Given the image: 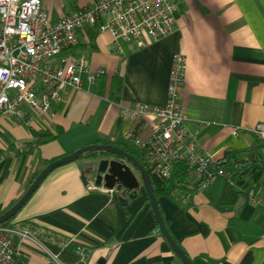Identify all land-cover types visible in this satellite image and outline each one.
Instances as JSON below:
<instances>
[{"label": "crops", "instance_id": "0c3cea01", "mask_svg": "<svg viewBox=\"0 0 264 264\" xmlns=\"http://www.w3.org/2000/svg\"><path fill=\"white\" fill-rule=\"evenodd\" d=\"M92 3L40 0L51 21ZM174 23L171 33L141 44L78 30L77 44L63 53L103 73L92 83L80 74L79 89L60 91L51 118L0 114V214L34 172L82 146L114 144L142 157L125 138L136 124L127 112L165 102L171 55L179 52L183 129L212 161L228 154L249 160V170L201 189L176 162L167 185L178 184L183 197L158 196L159 213L193 264H264V137L255 130L264 127V0H181ZM81 161L52 169L5 226L27 229L63 264H183L158 231L142 185L123 198L83 185ZM14 245L17 264H50L33 242L14 238Z\"/></svg>", "mask_w": 264, "mask_h": 264}, {"label": "built area", "instance_id": "2783aa9c", "mask_svg": "<svg viewBox=\"0 0 264 264\" xmlns=\"http://www.w3.org/2000/svg\"><path fill=\"white\" fill-rule=\"evenodd\" d=\"M181 0H93L51 21L40 6V0H0V114L27 120V110L37 116H53L51 103L58 101L60 91L79 89L80 74L89 83L103 73L91 71L84 58H73L63 52L77 44L76 32L94 28L108 32L113 39L142 37L157 41L174 29V13ZM141 44V43H140ZM184 82V58L171 55L165 102L160 106L137 104L127 114L133 120L143 119L149 128L132 139L151 175L168 180L176 162H183L197 187L206 188L216 177L229 180V170L217 166L201 150L196 140L182 127L184 115L180 95ZM264 137V127L256 126ZM178 185V184H177ZM177 185L169 193L183 197ZM14 238L33 242L47 250L27 229L0 225V264H17ZM79 258H86L77 249ZM50 264H63L48 253Z\"/></svg>", "mask_w": 264, "mask_h": 264}, {"label": "water", "instance_id": "95a60500", "mask_svg": "<svg viewBox=\"0 0 264 264\" xmlns=\"http://www.w3.org/2000/svg\"><path fill=\"white\" fill-rule=\"evenodd\" d=\"M87 153H93V155L84 157ZM75 160H82L78 164V168L80 170V181L83 185L91 181L94 187L101 186L106 191H113L122 198L135 196L139 186L142 185L157 229L165 242L183 264H193L174 242L162 220L146 169L134 155L114 144H88L46 164L29 183L17 201L0 214V224L9 220L20 209L52 169ZM103 262L104 259L99 258L95 264H103Z\"/></svg>", "mask_w": 264, "mask_h": 264}, {"label": "trees", "instance_id": "16d2710c", "mask_svg": "<svg viewBox=\"0 0 264 264\" xmlns=\"http://www.w3.org/2000/svg\"><path fill=\"white\" fill-rule=\"evenodd\" d=\"M89 30H93L95 32L94 28H87ZM118 86L116 85L115 88ZM136 124L134 126V129H132L130 133V138H135L141 136L147 128V123L143 119H137L135 120ZM107 144V143H106ZM120 147V146H119ZM122 149L125 151L131 153L134 155L139 162L143 165V167L146 169L149 177H150V182L151 186L153 189V193L155 198H157L160 195H167L169 194L170 191V186L167 185V180H161L153 175H151L147 169V166L143 160V157L139 156L137 157V154L134 152L128 150L126 147L121 146ZM93 153H87L84 155L86 156H92ZM217 166H220L224 170H229V180L233 181L238 178H243L248 175V170H249V160H239L237 158H232L228 154H226L221 160L215 162ZM46 165V164H45ZM40 171V170H39ZM39 171L34 172L27 180V185L33 180V178L37 175ZM8 220L6 222L1 223L0 225H5L7 224Z\"/></svg>", "mask_w": 264, "mask_h": 264}, {"label": "rangeland", "instance_id": "374dc122", "mask_svg": "<svg viewBox=\"0 0 264 264\" xmlns=\"http://www.w3.org/2000/svg\"><path fill=\"white\" fill-rule=\"evenodd\" d=\"M38 250H41L39 247H37Z\"/></svg>", "mask_w": 264, "mask_h": 264}]
</instances>
